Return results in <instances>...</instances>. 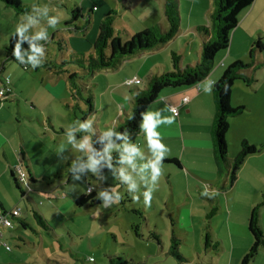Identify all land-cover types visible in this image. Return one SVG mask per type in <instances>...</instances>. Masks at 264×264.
<instances>
[{"label": "crops", "instance_id": "1", "mask_svg": "<svg viewBox=\"0 0 264 264\" xmlns=\"http://www.w3.org/2000/svg\"><path fill=\"white\" fill-rule=\"evenodd\" d=\"M85 1L88 0H82L81 4L76 0L66 2L70 4L69 8L74 3L81 8L82 17L79 24L88 19V24L83 30H71L65 24L61 27L60 23L55 28H50L45 21L44 29L49 33L48 41H44L45 60L54 58L69 60L77 53H91L98 33V25L110 10H115L117 13L113 20V28L115 32H124L121 35L123 40L156 24L162 29L167 28L163 0H128L126 6L123 5L122 0H91L87 12H85ZM36 2L38 1L31 0L23 3L32 9L33 6H37ZM59 5L61 6V3ZM213 8V0H178L179 30L166 43L126 57L115 68L88 73L79 65L69 63L67 65H73V68L65 65L63 72L53 73L44 68L24 70L16 62L6 60L4 46L10 36L14 35L17 23L21 22L25 14L16 12L0 1V68L2 76L10 78L12 89L6 97H0V216L5 211L19 208V215L11 217V226L0 222V264H78L79 254L73 253L72 248H63L61 242L64 243V238L57 234L53 227L49 231L45 230L48 234H43L42 227L38 223L35 226L29 219L30 214L33 217V210H37L48 221L46 212L54 207V204H50L49 209H46L44 205H38L33 199L32 193L40 190L32 187V183L36 181L31 182L28 179L29 174L35 180H44L45 177L54 180L60 175H65L66 182L69 183L72 176L68 172V167L75 159V155L79 156L81 153L67 143L65 129L78 121L91 120L95 129L92 137L93 146L97 148L96 139L102 132L113 125H121L131 112L137 87H144L148 77L159 75L172 68L171 51H176L180 55L181 66L195 64L199 60L203 37L195 28L198 25L210 24ZM263 9L264 0H255L251 7L240 15L239 22L232 31L228 49L217 53L215 64L205 78L192 86L166 88L149 104L147 110H159L164 116L173 115L170 111L171 105L178 108L175 122L172 125H161L158 131L169 148L165 159H174L179 163V168L162 163V175L152 193L157 197H152L150 204L138 207V203H134L131 195L128 194L126 186L121 184L117 186L119 179L114 177L112 170L107 167L113 177L109 179L105 167L102 169L105 178L97 180L98 185L103 183L115 185L121 197L125 193L127 195L124 201L121 202V198L117 201L120 205L117 211L122 216L121 222L124 218L125 226L133 228L139 215L133 214L131 209L137 208L146 215L147 218L143 217V219L148 225L154 217L155 231L158 230H156L157 226H160L158 223L160 219L163 221V226L166 221H170V227L169 230L160 233V245L155 247L154 241L146 240L149 245L145 250L147 252L145 258L139 256L135 260L129 252L123 250V248H131L133 244L121 243V248L104 253L108 256V263L100 261L95 264H122L131 261L167 264L169 255L166 252L170 244L171 231L175 230L174 224L178 222L182 211H188L192 216L196 199L201 201L200 204L205 211L208 210V206L216 205L218 212L224 214L222 221L227 227V238L232 239L235 233L245 238L250 237L247 230L249 212L264 195V147L245 158L237 173L236 181L232 186L226 187L225 177L218 174L214 159L211 135L215 113L213 88L211 93H205L201 85L206 80L216 81L224 68L233 61L245 60L244 53H249L254 37L264 29L261 26L264 24L261 23V18L264 17ZM67 10L68 7L65 11ZM67 19L65 13L60 17V21ZM40 20L29 34L43 28L39 24ZM58 38L67 42L60 53L56 41L54 43ZM73 72L77 73L74 82L81 85L77 96H73L69 86L68 75ZM250 73L254 75L255 69ZM89 76L90 79L87 80ZM65 77L67 79L64 82ZM129 78H139L141 82L136 85H123V81ZM241 82H235L231 91V105L234 107L243 105L244 110L240 115L229 120L226 141L230 158L237 153L242 139L254 144L264 141V82L254 87L246 86ZM97 88L101 89L100 93H95ZM236 93L250 96L252 101L245 102L244 99H238ZM184 96L189 98L185 103L182 102ZM64 99L68 101L65 103V110H62L63 108L58 106L56 101ZM87 99L92 100V110ZM54 102L56 103L52 105ZM79 112L83 116L81 120L77 116ZM27 123L30 126L27 127ZM32 127L35 130H42L41 135L54 143L49 156H35L41 141H33L34 132L28 129ZM77 135L82 136L84 133ZM129 138L132 143L140 142L141 149L146 155H150L141 131L138 134H129ZM61 148L65 150L58 154L57 151ZM100 148L102 144L98 149ZM37 162L42 163L43 166H36ZM17 164H22L23 169L26 171L28 169L27 174L29 173L27 179L30 190H27L25 184L20 185L25 191L24 195L20 193L13 180ZM61 164H66L67 169H63ZM54 175L57 177L54 178ZM86 176L88 177L85 178L86 188L88 185L92 186L93 193L97 194L99 187L96 188L90 183V174ZM206 183L210 184L207 187L208 191L215 192V196L210 198L201 195L207 186ZM86 188L85 192L80 191L76 197L85 194ZM59 208L60 206L55 209L57 213L60 212ZM263 216L264 206L261 208V223L264 227ZM22 220H25L24 225L21 224ZM27 229L33 232L32 236L26 232ZM162 236H168L169 244L166 248ZM6 246H9V249ZM89 258L93 259L92 256H88L86 260ZM88 262L94 263L95 259Z\"/></svg>", "mask_w": 264, "mask_h": 264}, {"label": "trees", "instance_id": "2", "mask_svg": "<svg viewBox=\"0 0 264 264\" xmlns=\"http://www.w3.org/2000/svg\"><path fill=\"white\" fill-rule=\"evenodd\" d=\"M0 1H2L5 5L13 8L18 13L26 14L32 11V9L27 4L21 2L20 0ZM122 1L124 6L128 4V0ZM253 3L254 0H213L214 8L211 14L210 24L208 26L198 25L195 28L196 31H198L203 37L199 60L195 64L181 66L180 55L176 51H171L170 59L172 68L159 75H152L148 77L144 87H137L133 98V107L131 112L124 119L121 125H113V127L121 132L127 130L129 134H138L141 131L139 128V124L142 119L141 114L147 110L151 102L157 99L162 90L166 88L192 86L205 78L210 73L215 64V57L217 53L228 49L232 31L237 26L240 15L246 9L251 7ZM69 10L70 12L68 19L64 24L67 27L71 28V30H83V28L88 24V19L84 18L85 21L83 23H78L80 22L79 20L82 17L81 8L76 3H74L71 5ZM163 10L167 21L166 29H162L159 24H156L134 33L126 40H123L121 37L124 32H115L113 28V20L117 13L115 10H110L104 15L98 25V33L93 42V50L91 53H77L73 58L69 60L57 58L46 60L44 59L42 65L37 68H44L53 73L63 72L65 65L69 63L79 65L83 69H86L88 73H94L102 69L115 68L122 62L124 58L157 47L158 45L166 43L168 40L174 37L180 26L178 0H163ZM56 41L58 44V51L60 53V51L65 48L62 44L63 40L58 38L56 39ZM15 43L16 37L14 35H11L8 43L4 46L6 60L16 62L24 70L33 69L30 65L20 64L17 60H15L12 55ZM41 43L44 44V41H41ZM23 47H28L26 42L24 43ZM256 49H264V41H261V38H257L252 42L249 51L250 57H253ZM253 65L254 62H244V60L241 59L233 61L231 64L224 68L221 76L215 81V84L213 86L215 113L213 124L211 127V135L213 140L214 159L218 174L225 177L226 187L232 186L236 181L237 173L243 165L245 158L250 154H254L260 151L264 147V141L260 144H254L250 143L246 139H242L239 143V149L235 156L233 158H230L228 156L226 133L229 128V120L232 117L238 116L244 110L243 105L236 107L231 105V91L236 80H241L246 86H252L254 82H257L256 77L247 75L243 71L249 67H252L253 69H256L258 67V64H255L254 66ZM1 71L2 69L0 68V78L3 86V80L6 76H2ZM75 77H77V73L75 72L68 75L69 86L73 96H77L81 86L74 82ZM9 87V92H7L3 97H6L8 93H11L12 89L10 86V78ZM86 101L90 106V110H92V100L87 99ZM96 143L98 149L101 146L99 138L96 139ZM135 144L139 145L140 142H137ZM113 157V162L116 163L118 152L114 151ZM163 163H168L170 165L172 164L179 168L178 161L174 159H164ZM23 170L28 176V169L27 171L25 169ZM13 176L15 186L20 190V193L24 195L25 191L20 186L23 184L22 181L18 179L17 174L13 173ZM56 177L57 175H54V178ZM28 179L31 182L36 181L30 176V174L28 176ZM44 179L48 178L45 177ZM49 179L52 180L51 178ZM120 184L121 183L119 181V185ZM206 184V187H208V185L210 186L209 183ZM87 189H90V191H87ZM124 196L126 199V193ZM122 201H124L123 196L121 197V202ZM74 203L77 207H93L94 205L99 203V199H97L96 194L93 193V187L88 185V187L86 188V193L76 197ZM263 206L264 195L262 199L258 201L249 212L247 229L251 236V244L246 253L242 256L240 264H250L257 255L259 249L264 246V227L261 223V208ZM131 211L133 212V214L139 215V217L143 218V214L139 209L132 208ZM216 211L217 206L213 205L210 211L207 213L206 218L209 220L210 217L215 215ZM9 216L10 219L11 217H14L13 215ZM33 217L35 221L46 231L52 229L48 221L39 211L33 210ZM21 224L24 225L25 220H22ZM133 227L136 229L137 225H134ZM148 239L154 241V243H156L157 245L161 244L160 235H158L154 229H151L149 231ZM180 240L181 238L176 235L175 230H172L170 236V244L166 254L173 256L175 259L182 262L184 261V258L179 252ZM210 242V233L207 228L205 229L204 233L205 248L211 247ZM211 249L216 250L217 245L214 244L213 248ZM122 264L144 263H135L131 261L129 263L123 262Z\"/></svg>", "mask_w": 264, "mask_h": 264}, {"label": "rangeland", "instance_id": "3", "mask_svg": "<svg viewBox=\"0 0 264 264\" xmlns=\"http://www.w3.org/2000/svg\"><path fill=\"white\" fill-rule=\"evenodd\" d=\"M22 1L30 2L31 0H21V2ZM37 1V6H48L49 15H58L59 17H63L65 13L67 14V17L69 16L70 4L66 2L72 0ZM76 1L78 2V4H81L82 0ZM59 3H61V6L59 5ZM88 3H91V0L85 1V12H87L90 7ZM66 7H68V13L65 11ZM45 21L47 20L41 18L39 23L40 26H43V28ZM59 23V26L62 27L65 23V20L60 21ZM261 23H264V17L261 18ZM261 26L264 27V24H262ZM254 38L255 40L257 38H261V41H264V29L261 30L259 34L257 33ZM55 41L56 39L54 40V43ZM66 43L67 42L62 41L64 47L66 46ZM56 45L58 46V44ZM248 54V52L244 53V62H256V64H258V67L255 69L254 75L250 73L253 71V69H251L252 67L243 70L247 75H252L256 77V79H258L257 82H254V87L256 84H261L264 82V49H256L253 57H250ZM68 66L70 68H73V65H67L66 67ZM66 79L67 77L64 78V82L66 81ZM89 79L90 76L87 78V80ZM235 82H241V80H236ZM99 90L101 89L97 88L95 93H98ZM235 95L236 97H238V99H244L245 102L252 101L250 96H247L243 93H236ZM97 100L99 101L98 96ZM67 101L68 100L64 99L56 102L58 106H61L63 108L62 110H65V103H67ZM56 102H54L52 105H54ZM77 116L79 117V120H81V118L83 117L81 112H79ZM33 117L35 118V115ZM104 117L105 116H103V118ZM33 123L35 124L34 121ZM28 124L29 123L26 124L27 127L30 126ZM28 129H31L35 134H32V137L34 138L33 141H41V145L38 148L35 156H49L54 148V143H52L50 139L45 138L41 135L42 130H35L33 129V127ZM246 130H248V127H246ZM63 145L65 146V144ZM36 166L41 167L43 166V164L37 162ZM61 167L63 169H67L66 164H61ZM105 173L107 174L109 179H113L112 172L107 167H105ZM86 177L87 176L84 175L80 180L72 179L69 183H67L66 176L60 175L59 178H56L51 182L49 179H37L35 183H32L33 188L37 187L40 190V192L34 191L32 193V197L38 203V205H44L46 209H49L48 206H50V204H54V207H52V209L47 210L46 215L48 217V222L50 223L49 225L55 229V232L57 234H60L64 238V243L61 242L63 248H72L71 251L73 253L76 252L79 254L77 260L78 264H95L96 262L100 261L108 263V256H105L104 253H109V251H113L116 248H121V243H124L125 245H127V243L133 244L131 248H123V250L129 252V254L133 256L135 260H137L139 256L145 258L147 253L145 250L147 249V245H149L146 240H148L149 231L154 228V217L151 218L149 225L147 221H144L143 218L139 217L134 224L137 225L136 230L134 227L132 228L130 226H125L123 224L124 218L123 222H121L122 216L117 211V208L120 209V205H118L117 201L113 202L109 207H104L103 204H101V200H99V203H97L93 207H77L74 203V198H76L80 191L85 192ZM89 178L90 183L93 186L95 185L96 188L99 187L100 189L112 187L116 191L115 185H110L108 183L98 185L99 181L97 180L99 179L94 174H90ZM143 191L144 190H142L141 188L140 192L137 193L138 195H140V199L138 201H134V203H138V207H143V205H145L142 195ZM124 195L125 194H123V199H125ZM152 197L157 196L156 194H152ZM262 197L263 195L261 196L260 200L262 199ZM200 202V200L196 199V207H194L192 211V216L189 215L188 211H182L178 222L174 224L176 235L181 238V240L179 241V252L184 258V261L180 262L173 256L169 255L167 257V264H240L242 256L246 253L251 244V236L245 238L244 236L235 233L232 239L227 238V227L226 224H224V222L222 221L224 220V214L221 215V213H219L217 210L215 215L210 217V219L208 220L206 218V215L210 211L212 206H206L208 210L205 211L202 208ZM203 204H205V202H203ZM55 205H58L57 207L60 206L59 213H57V211L55 210L57 208ZM143 217L147 218L145 214H143ZM29 219L36 226L37 222L32 217V214L29 215ZM158 223L160 225L156 228V230L158 229L156 231L158 235H160L161 232L163 233L169 230L170 221H166L164 226L161 219L158 220ZM207 228L211 238V247L209 248H205L204 246V233L205 229ZM231 228L233 229L232 224ZM136 231L138 233V237H136ZM26 232L31 236L33 235V232L28 229ZM42 233L48 234L43 228ZM162 238L164 240L166 248L169 244L168 236H162ZM214 244L217 245L216 250L211 249L213 248ZM156 246L157 244L155 243V247ZM64 251L66 252V250ZM88 256H92L93 259H95V262L89 263L88 260H86ZM250 264H264V248L259 249L257 255Z\"/></svg>", "mask_w": 264, "mask_h": 264}, {"label": "clouds", "instance_id": "4", "mask_svg": "<svg viewBox=\"0 0 264 264\" xmlns=\"http://www.w3.org/2000/svg\"><path fill=\"white\" fill-rule=\"evenodd\" d=\"M40 18L47 20L50 28H55L60 21L58 15H49L48 6H33L30 13H26L21 22L17 23L14 36L16 43L13 47L12 55L20 64L30 65L33 69L39 67L44 62L45 47L41 41H48L49 33L41 28L29 34L39 22ZM28 47H23L24 43ZM215 81L206 80L201 87L205 93H211ZM175 113V109H170ZM139 128L143 133L146 147L150 155H146L141 147L130 142L127 130L121 132L115 127H111L102 132L99 141L102 148L97 149L93 146V122L91 120L78 121L65 129L67 143L81 153L76 156L68 167L73 180H80L84 175L94 174L99 180H103L102 169L108 167L112 170L115 178L126 186L128 194L133 201H138L141 187L144 203L150 204L152 193L155 190L157 181L162 175V163L169 152L168 146L163 142L162 135L158 131L161 125H172L175 122V115L164 116L159 110H147L142 114ZM78 133H84L78 136ZM119 141V142H117ZM65 149L61 148L57 153H62ZM118 152L116 163L113 162V152ZM67 159V157H65ZM90 191V189H87ZM201 195L213 197L215 192L208 191L207 187ZM96 198L101 200L104 207H109L113 202L121 197L112 187L100 188Z\"/></svg>", "mask_w": 264, "mask_h": 264}, {"label": "built area", "instance_id": "5", "mask_svg": "<svg viewBox=\"0 0 264 264\" xmlns=\"http://www.w3.org/2000/svg\"><path fill=\"white\" fill-rule=\"evenodd\" d=\"M4 85L0 88V97H3L7 92H9L10 90V87H9V78L6 76L4 77ZM141 80L139 78H129V79H125L123 81V84L125 85H132V84H138L140 83ZM188 97L187 96H184L182 98V102L185 103L188 101ZM170 109H175V113H173L172 111V114H174L175 116L178 115V108L176 106H170ZM15 172L17 174V177L20 181H22L23 184H25L27 186V190H30V187H29V184H28V179H27V175L25 173V171L23 170V167L20 165V164H17L15 166ZM9 215H13V216H18L19 215V208H13L12 210L8 211V212H5V213H2L1 216H0V222L6 226H11V219L9 218L10 216ZM7 249H9V246H6ZM89 261H92L93 259L92 258H89L88 259Z\"/></svg>", "mask_w": 264, "mask_h": 264}]
</instances>
